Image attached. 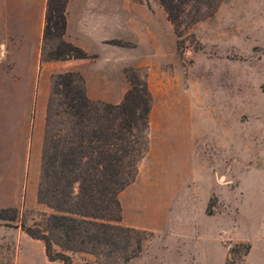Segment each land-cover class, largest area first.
Instances as JSON below:
<instances>
[{
	"label": "rangeland",
	"instance_id": "rangeland-1",
	"mask_svg": "<svg viewBox=\"0 0 264 264\" xmlns=\"http://www.w3.org/2000/svg\"><path fill=\"white\" fill-rule=\"evenodd\" d=\"M178 31L175 56L188 114L175 121L188 118L196 143L192 176L178 180L180 189L168 203L170 224L155 233L125 227L120 219L113 246L71 253L53 245L71 264H222L228 245L237 242L250 245L242 264H264V0H221L212 16ZM130 69L144 77L143 70ZM56 108L53 100L52 114ZM52 117L47 126L45 112L35 190H17L20 203L0 208L15 211L6 213L14 220H0V264H62L49 262L42 242L18 228L23 223L45 230L52 213L36 198L42 154L56 126ZM164 122L162 114L149 111L148 147L137 170L142 181H152L164 165L158 153ZM30 178L24 175L23 189ZM231 261L241 264L235 255Z\"/></svg>",
	"mask_w": 264,
	"mask_h": 264
},
{
	"label": "crops",
	"instance_id": "crops-1",
	"mask_svg": "<svg viewBox=\"0 0 264 264\" xmlns=\"http://www.w3.org/2000/svg\"><path fill=\"white\" fill-rule=\"evenodd\" d=\"M44 5L45 0H0V208L20 203L17 190H35L50 76L76 72L88 99L116 104L128 89L124 69L135 68L143 70L150 115L156 110L165 120L158 133L164 165L149 182L137 172L119 193L121 223L165 231L171 221L168 203L180 189L178 180L192 176L196 143L188 118L186 123L175 121L181 113L188 114V108L183 105L182 66L165 13L157 0H68L64 40L95 57L40 62ZM27 173L31 178L23 189Z\"/></svg>",
	"mask_w": 264,
	"mask_h": 264
},
{
	"label": "trees",
	"instance_id": "trees-1",
	"mask_svg": "<svg viewBox=\"0 0 264 264\" xmlns=\"http://www.w3.org/2000/svg\"><path fill=\"white\" fill-rule=\"evenodd\" d=\"M68 0H45L39 45L40 62L84 59L81 49L64 40ZM221 0H158L167 21L179 36L201 19L212 16ZM177 41H175V44ZM49 43V44H47ZM120 44L119 41L112 42ZM129 87L116 104L90 100L82 77L64 72L50 77L46 104V125L52 115L56 126L47 137L41 158V181L36 198L52 210L46 229L18 228L29 238L43 244L49 262L71 264L68 256L54 252L92 251L98 245L115 244L114 232L121 229L118 194L130 185L148 147V115L151 98L144 77L126 68ZM57 108L52 114V102ZM14 209H0V220H14L6 215ZM127 230V229H126ZM250 245L229 244L223 264H232L231 255L241 264Z\"/></svg>",
	"mask_w": 264,
	"mask_h": 264
}]
</instances>
